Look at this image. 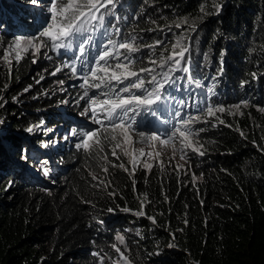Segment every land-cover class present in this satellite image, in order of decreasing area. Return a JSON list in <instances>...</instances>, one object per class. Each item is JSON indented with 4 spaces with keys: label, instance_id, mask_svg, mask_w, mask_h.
<instances>
[{
    "label": "trees",
    "instance_id": "obj_1",
    "mask_svg": "<svg viewBox=\"0 0 264 264\" xmlns=\"http://www.w3.org/2000/svg\"><path fill=\"white\" fill-rule=\"evenodd\" d=\"M50 2L0 0V57L13 37L39 34L47 15L42 6ZM214 4L222 6L218 14ZM115 13L119 21L112 17L105 26L115 24L119 34L115 28H109L108 36H102L103 29L92 33L95 46L89 60L103 50L101 44L108 46V38L118 42L135 36L141 49L170 35H189V71L172 74L177 82L165 85L169 100L158 112L167 119L156 114L152 120L165 124L164 133L176 120H193L191 131L205 129L195 141L206 154L195 155L190 171L147 170L138 164L130 176L110 164L106 178L111 184L94 187L99 182L92 174L100 173L103 160L67 145L68 137H53L56 128L65 131L63 125L70 121L66 114L88 106L86 98L76 97L71 104L74 96L57 98L59 92L45 91L41 103L30 97L15 105L7 95L29 77L32 67L26 56L12 72L0 71V264H97L96 253L113 256L118 233L125 235L135 264H264V0H119ZM184 17L195 21L194 31L190 25L175 27ZM78 42L73 41L69 61L80 65ZM137 54H132L135 61ZM244 100L248 106L233 110L234 115L226 111L217 113L219 120L206 117L208 105L229 108ZM62 105H70V112ZM29 106L41 108L36 112ZM23 110L36 115L21 114ZM135 119L134 127L156 125ZM35 122L41 123L30 138L27 129ZM45 143L54 148L50 157L42 149H49ZM21 149L26 163L18 159ZM39 166L49 169L50 179ZM145 197L146 215L136 216Z\"/></svg>",
    "mask_w": 264,
    "mask_h": 264
},
{
    "label": "snow or ice",
    "instance_id": "obj_2",
    "mask_svg": "<svg viewBox=\"0 0 264 264\" xmlns=\"http://www.w3.org/2000/svg\"><path fill=\"white\" fill-rule=\"evenodd\" d=\"M30 2L36 5L39 0H30ZM118 4L119 0H51L47 9L50 13V22L47 23V26L37 36H19L14 38L7 45L4 55L0 59L11 67L13 59L19 62L31 52L34 57L33 63H35V58H38L41 49L48 47L55 50L64 48L71 49L73 47V41H79L76 44L79 52L76 60L80 62L81 70L84 72L81 87L85 89L80 98H89V104L85 108L84 114L91 111V119L100 127L84 131L79 142L75 144V147L77 149H83L90 155L95 154L101 160L107 161L106 164L102 165L105 173L108 172V165L111 164L112 167H119L125 172H128L130 176H134L136 167L143 157L157 158L161 155V151L157 150L156 147L157 142L164 148L171 147L173 157H175L177 151L175 143L177 140L180 145L181 159H184L187 155L186 150H190L195 155L204 156L206 153L202 150L203 145L195 141L194 137L198 136L199 132L205 131V129L200 128L196 132L191 131L189 125L194 122L191 119L181 121V127H176L166 138H162V136L157 135L155 132L151 134L144 131L136 132L134 127L135 117L140 115L141 112L155 115L157 109L153 106H164L169 100V97L165 95V85H175L177 82L176 79H173L172 74L177 71H183L185 73L189 71V68L185 66L187 63L185 57L191 48V43H185L187 37L178 36L176 38L172 46L171 54L161 56L158 62L161 69L168 65L167 70L151 75L148 80H145L140 74L154 72L155 69L144 67L138 70L135 69L136 61L132 58V54L140 52V47L134 43L135 36L119 44L115 40L108 38V46L101 44L103 50L99 51L98 57L93 56L92 60L88 59L89 49L95 46L92 33L103 29L102 36H108L109 28H115L116 33L119 34V28L115 24L105 26L106 16L114 17L119 21L120 17L114 11ZM213 7L218 14L222 6L214 4ZM200 11L204 13L205 8L202 6ZM183 25H190V29L193 31L197 27L195 21L190 23L188 17H184L175 22V27L177 28H181ZM161 43L163 42L156 41V44ZM145 47L151 48L153 46L145 45ZM119 49L124 51H118ZM110 60H114L115 62L110 63ZM150 63L155 65L157 61L150 60ZM69 67L72 73L78 71L75 62ZM57 71H60V69L57 68ZM255 75L253 73L254 77ZM125 81H128L127 85L118 91L112 86L114 82L123 84ZM196 83L199 86V82L197 81ZM102 87L106 89L102 93L105 97L104 99H100L99 96L89 97L88 89H101ZM27 90L25 89V91ZM134 90H139L141 94H136ZM208 91L211 92L212 89L210 88ZM248 103L247 100H244L229 108H225L223 105H208L206 107V117H216L219 120L217 113L227 111L234 115L235 111H239L242 105L247 107ZM260 111L264 112V107L260 108ZM101 114H103L102 118ZM176 115L179 116L180 113L177 111ZM199 119L200 117L195 118V120ZM105 121L108 123L105 124ZM219 122L223 123L222 120ZM27 131L32 132L33 127H29ZM241 135H244V133L241 132ZM105 141L111 144L112 156L119 160L120 156L117 152L119 150L124 156L129 158L128 163L131 165V171L124 163L117 165L108 160L107 154L104 153ZM137 142L147 144L151 148V151L146 152L145 147H134ZM22 158L26 159V155L22 156ZM44 163L46 164V162ZM152 166L147 161L143 163L145 169L150 170ZM160 167H163V161H160ZM177 167L183 166L177 165ZM42 170L44 175H48L49 169L47 167H44ZM92 179L96 180L98 178L95 174H92ZM194 179L196 178L194 177ZM110 184V180H100L94 187L103 186L107 188ZM109 194L114 196L116 193L112 192ZM84 202L91 203V201ZM146 202V197L141 200V210L135 212L136 216L146 215L143 211V206ZM108 211L112 212L114 209L109 208ZM123 211L128 212L131 210L124 208ZM148 218L155 222L154 217ZM99 223L103 224V221L101 220ZM115 239L120 245L125 244L123 235L118 234ZM172 246L174 245H169V247ZM112 248L115 249L120 257L119 260L114 261V264H133L132 259L117 244H113ZM96 255L99 257V264H104L105 256L100 255V253H96Z\"/></svg>",
    "mask_w": 264,
    "mask_h": 264
},
{
    "label": "rangeland",
    "instance_id": "obj_3",
    "mask_svg": "<svg viewBox=\"0 0 264 264\" xmlns=\"http://www.w3.org/2000/svg\"><path fill=\"white\" fill-rule=\"evenodd\" d=\"M48 6H42V8H44V12L47 14L45 17L42 16V19H46V22L43 24V26L39 29V30H43L46 26L47 23L50 22V13L47 11L50 3L47 4ZM115 11V10H114ZM45 15V14H43ZM112 17L111 16H106L105 17V22L106 21H111ZM29 20L32 22H34L35 20L32 18H29ZM185 29H183L182 31H184ZM38 33L40 31H37ZM38 34L35 35H18L15 36L13 38L19 37V36H23V37H33V36H37ZM178 36H184L187 37V39L185 40V43H188V39H189V35L186 33H177L176 35H170L166 38H162V39H158L159 41H162L163 43L161 44H156L155 40L154 42H152V46L154 44L153 47L148 48L145 47V45H151L150 43H146L145 45H143V47L140 49V52L138 55V60L135 63V69L138 70L141 67L144 68H150V69H158L159 65L158 62L161 58V56H168L171 54V50H172V46L175 43V40ZM128 40V39H127ZM125 40H119L117 42V44L124 42ZM138 43V42H137ZM135 42V44H137ZM138 46V45H137ZM140 47V46H139ZM77 49V47H76ZM191 51V50H190ZM78 52V49H77ZM72 48L68 49V48H64V49H60V50H55L52 49L51 47L48 48H43L41 49V53L39 54L38 58L36 59V62L33 63V59L34 57L32 56V53L29 52V54L27 55V62L31 63V70L29 72V77L26 76V83H19L17 84L15 87H13L11 90H9L8 94L9 97L14 98L15 100H12V102L16 105L17 100L19 98L21 99H30V97H34L33 101L31 102H35L34 100H38L37 103H41L42 99H40V93L45 92V91H49L50 93L54 92V94L58 93L57 98H59V96H62L63 98L71 95L74 96L75 98H73V100L71 101V104L76 100V97H81L85 91V89L83 87H81V85L83 84V75L84 72L81 70V65H79L78 62L73 61V63L75 62L76 67L78 69V71L76 73H72L70 70V65H72L73 63L70 62L69 57H71L72 55ZM76 54V53H75ZM190 52L188 54H186L185 60L186 58L189 56ZM78 55V54H76ZM136 55V53L134 54ZM98 56V55H97ZM26 57V56H25ZM50 57V58H49ZM77 57V56H76ZM150 60H156L157 64L154 65L152 63H150ZM19 62L15 61L13 59L12 61V65L11 67H9L2 59H0V71L4 72L5 70H9L10 72H12L14 69L17 68V64ZM184 63V62H182ZM57 68L60 69V71H57ZM155 72V71H154ZM154 72H145V73H141L140 75L143 76L145 78V80L150 79L151 75L154 74ZM11 81H8V83ZM128 83V81H125L123 84H117L114 82L115 86H118L117 91L126 86ZM25 89H28L27 91H25ZM89 91V97H95V96H99L100 99H104L105 97L102 95L103 92L105 91H100L97 89H88ZM83 92V93H82ZM136 94H141L140 91H135ZM126 95V94H125ZM168 96V95H167ZM30 102H25L24 104L27 105ZM35 103V104H37ZM85 104H89V98H86V103ZM62 108H66L67 110L70 109V105L67 106H61ZM88 107V106H87ZM154 108L157 109L156 114H157V118H159V114L158 112H162V107H157V106H153ZM41 107L35 106H29V108L27 109H35L34 111H38V109H40ZM70 112V110H69ZM85 113V108L83 110H81L80 112H77L76 114H66V117L70 120L67 121L66 124L63 125V127L65 128V131H60V128H56L54 131V135L53 137H55L56 135H58L59 139H61L60 141H65L67 140L68 137V143L67 145L70 144H76L79 142L81 135L84 131H88V130H93L96 129L98 127H100L99 125L95 124L93 122V120L91 119L92 117V112L89 111L86 114ZM21 114H26L28 116H35L36 114H32L30 112H25L24 110L21 111ZM155 114V115H156ZM152 114L150 113H143L141 112L140 115L136 116L137 119H139L140 121H150L152 123H156L155 127H150L149 129H147L146 127H135L136 132H140L142 130H148V132L146 133H153L155 132L157 135L162 136V138H166L167 135H169L172 131H174V127H169L167 128L166 133H164V129H165V124H158L156 121L152 120ZM62 118V117H60ZM102 118V117H101ZM150 119V120H149ZM159 119H162L163 121L166 120V117H160ZM136 120V119H135ZM3 120L0 119V130L2 129V123ZM8 121H6L4 123L7 124ZM33 122H34V118H33ZM41 122H35V123H31L30 127H33V131L30 132L29 137L30 138H34L35 135L37 134V127L39 126ZM108 122H106L105 124H107ZM73 127H78L79 129H82V131H80V133L76 134L75 130H72ZM54 127H50L49 130H52ZM70 136H74L73 139H70ZM197 138L194 137V140ZM56 142V141H55ZM66 143V142H65ZM176 146H177V151H176V155L175 157H173L172 154V149L171 147L168 148H164L162 145L159 144V142L156 143V147L157 150L161 151V155L157 158H149L148 156L143 157L140 160V165L143 167V163L145 161H147L148 163H151L153 166L152 168H175V169H183L185 171H190L191 169V164L194 161V157L195 154H193L190 150H186L187 151V155L185 156L184 159H181V151L180 149V145H179V141H175ZM32 145V142H29L30 146ZM45 145L49 146V143H45ZM24 146H27L26 144H24L22 147L24 149ZM40 146H43V144H40ZM197 146H199L197 144ZM134 147L139 148V147H145V151H151V148L148 147L147 144H142L140 142H137ZM49 149H46L45 147H43L42 149L44 151H46L45 157H50L53 153L54 148L52 146L48 147ZM111 144L107 141H105L104 143V153L107 154L108 156V160L111 161L114 164H120L123 163L124 161L129 160L128 157L124 156L119 150H117L118 155L120 156V159L118 160L116 157L111 155ZM21 149V154L20 157L18 158L21 163H26L28 161V157L26 156L25 158H22V156L26 155V152ZM82 152H85L82 149ZM12 155V154H11ZM14 160V157H11V160ZM16 161V160H14ZM160 161H163V167H160ZM17 163H20L19 161H16ZM107 161H101L99 162L100 167H101V171L98 175H96V177L98 178V182L100 180H105L107 181L106 178V173L103 171L102 169V165L106 164ZM110 165V164H109ZM177 165H182L183 167H177ZM43 166H39L37 167V170L41 173H43ZM97 168H98V163H97ZM111 167L108 166V171L110 170ZM127 168L131 170V165L129 164L127 166ZM151 168V169H152ZM150 169V170H151ZM148 170V169H147ZM34 171H35V167H34ZM36 173V171L34 172ZM44 175V173H43ZM47 179L48 178L46 175H44ZM121 234V233H118ZM117 234V235H118ZM117 235H114V240L116 241L114 244H117L118 247L121 248L122 251L125 252L126 255L129 256L130 259H132L130 257V248H129V243L125 237L124 234H121L124 236L125 238V244L124 245H120L119 242L115 239V237ZM112 248V247H111ZM113 252V256H107L105 254H100L105 256V262L104 264H114V261L119 260V254L116 253L115 249L112 248L111 249ZM111 258V259H109ZM133 261V260H132ZM97 264H99V257L97 258ZM133 264H135L133 262Z\"/></svg>",
    "mask_w": 264,
    "mask_h": 264
},
{
    "label": "flooded vegetation",
    "instance_id": "obj_4",
    "mask_svg": "<svg viewBox=\"0 0 264 264\" xmlns=\"http://www.w3.org/2000/svg\"><path fill=\"white\" fill-rule=\"evenodd\" d=\"M175 125H176L175 128L180 127V121H177V123Z\"/></svg>",
    "mask_w": 264,
    "mask_h": 264
},
{
    "label": "clouds",
    "instance_id": "obj_5",
    "mask_svg": "<svg viewBox=\"0 0 264 264\" xmlns=\"http://www.w3.org/2000/svg\"><path fill=\"white\" fill-rule=\"evenodd\" d=\"M177 121H180V124H181V121H182V120H176L175 123H174V125L177 123ZM175 126H176V125H175ZM175 126H174V128H175ZM180 126H181V125H180ZM172 127H173V126H172Z\"/></svg>",
    "mask_w": 264,
    "mask_h": 264
},
{
    "label": "water",
    "instance_id": "obj_6",
    "mask_svg": "<svg viewBox=\"0 0 264 264\" xmlns=\"http://www.w3.org/2000/svg\"><path fill=\"white\" fill-rule=\"evenodd\" d=\"M175 125H173V127H174Z\"/></svg>",
    "mask_w": 264,
    "mask_h": 264
}]
</instances>
